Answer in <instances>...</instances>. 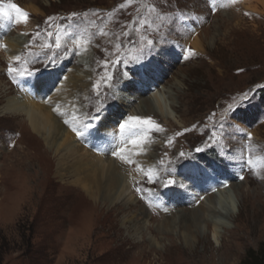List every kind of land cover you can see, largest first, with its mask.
<instances>
[{
    "label": "rangeland",
    "instance_id": "374dc122",
    "mask_svg": "<svg viewBox=\"0 0 264 264\" xmlns=\"http://www.w3.org/2000/svg\"><path fill=\"white\" fill-rule=\"evenodd\" d=\"M13 4L28 14L20 27ZM0 6L7 8V16L0 12V264H241L250 249L264 243V0H0ZM18 32L26 33V44L21 59L11 61L3 45ZM57 35L59 50L54 47ZM81 38L86 43L78 48L75 41ZM133 45L145 48L143 59L110 67L114 86H101L97 95L93 85L105 74L104 62L128 59L135 54ZM85 46L89 61L83 66ZM187 49L194 54L189 56ZM10 67L17 71L9 73ZM76 67L91 70L88 90L78 92L89 97L79 105L87 114L85 123L99 134L111 133L108 139L114 129L119 132V122L137 116L116 99L126 81L131 96L150 82L159 85L167 102L169 91L175 100L169 117L141 116L162 129L151 132L147 141L154 146L151 164L157 180L150 183L145 176L129 184L128 194L113 204L92 200L80 184L87 182L74 173L58 175L60 153L32 131L26 115L4 113L30 85L35 102L50 104ZM35 69L39 73L27 74ZM48 72L54 77L49 83L44 80ZM38 77L45 86L30 83ZM106 111L114 112L115 121L100 128ZM213 133L216 140L209 139ZM74 138L104 160L117 158L112 148L99 150L103 145L97 138L92 145L83 136ZM170 170L178 181L202 184L215 174L238 198L240 214L225 217L228 228L193 230L194 247H185L180 236L184 223L174 233L164 226L177 211L190 208L181 194L168 195L163 188ZM247 194L256 196L259 208L254 201L244 203ZM124 199L131 203L125 206ZM125 217L131 221L123 225ZM238 226L241 236L232 237Z\"/></svg>",
    "mask_w": 264,
    "mask_h": 264
},
{
    "label": "bare ground",
    "instance_id": "6f19581e",
    "mask_svg": "<svg viewBox=\"0 0 264 264\" xmlns=\"http://www.w3.org/2000/svg\"><path fill=\"white\" fill-rule=\"evenodd\" d=\"M29 10L31 11L30 8ZM0 12L1 14L7 16V8L0 6ZM21 24V22L17 23L19 27ZM0 32L2 31L0 30ZM25 44L26 33L18 32L17 35L6 38L4 45H2L8 50L7 56L9 59L14 61L15 57L18 56V54H20L24 49ZM194 46L196 49H200L202 47L198 41L195 42ZM81 53V57L83 59L82 61L84 62L87 60L82 63V65L85 66L89 61L88 47L83 49ZM90 72L91 70L87 68L81 69L76 67L72 69L71 73L67 77V81L61 85L62 91L60 90V92H57L54 99H51L52 102L47 105L42 102L41 103L43 105H40V102H35L33 100L34 96L29 93L31 88L30 83H34L37 79L31 80L30 83H28L30 86L27 84L28 87L25 88V94L23 95L24 98L22 100L20 99L21 101H10L8 108L5 109L4 113L9 112L11 115L13 113L26 115L32 131L37 135L42 136L48 143L50 149L56 150V153H60L61 157L58 163V175L63 176V174H61L62 171H68L69 174L74 173L72 174L73 177L82 182H87V184H80H83V190L92 200H101L103 202L113 204L114 201H119L126 196V194H128L130 185L142 182V179L145 177L144 172L151 170V174H154L153 171L155 167L153 166V163V165L151 164V162L155 159L154 146L148 142L138 148H133L129 145L128 147L132 150V154H130L129 158L133 160L134 163L128 164L118 157L116 159H111L109 157L108 160H104L101 154L96 155L97 153L95 154L86 150L83 143H74L76 133L73 132L72 128H80V126L85 123L87 115L83 113L82 108H80L79 105H81L84 101L88 102L89 98L78 92H86L88 90V85L86 83L89 81ZM92 72L94 71L92 70ZM52 77L53 75L51 72H48L45 74L44 80H47L49 83L53 80L54 77ZM127 84L128 81L123 84L124 86L121 85L119 87V92L116 96L120 108H134V113L137 114V116H143L146 113H155L163 118L170 116L169 111L173 110L175 104L172 92H166L168 93L169 99H171L168 101L170 103H168L164 94L160 93L159 85L156 83H142L140 86L141 92L138 93V96H131L126 93L125 89L127 88ZM148 94L150 96L146 97L145 95ZM56 109H59V111ZM114 112L116 111L114 110ZM114 112L106 111L102 114L100 117V120H102L100 128L115 121V118L110 115ZM80 118L82 119L80 120ZM66 120L68 123H65ZM110 134L107 133L105 136L104 134H99L98 132L89 130V133H86L83 137L84 140L88 141L89 145H92L97 138L96 142L101 141L100 144L103 145L99 150L108 152L110 148H114V145L108 142V136H111ZM136 152L141 154L135 155ZM125 155L129 154L126 153ZM139 160H141V163ZM137 166L142 167L143 171L138 170ZM189 172L190 171L186 170L184 174H188ZM189 175H194V173H190ZM156 176L157 175H153L154 180H157L158 177L156 178ZM187 181L188 182H182L179 180L176 185L169 187L163 186L168 195L172 193L176 196L177 194H181L182 197H185L184 201L190 205V208L187 210L188 212L177 211L171 219L168 218L169 220L168 222H165L164 226H166V228H174V230H170L171 233H174V231L178 229L177 225L184 223L183 225L185 226H183V228H186L184 229L185 231L180 233V236L184 240L183 242L185 247L193 248L195 241V237L192 235L194 232L193 230L197 229L203 232L205 225H213L216 231L219 228H228L225 217L233 219L235 216L240 214L241 207L236 195L233 196L230 191H228L226 182L219 181L215 174L211 175V180L205 184L197 181L194 182L193 180ZM259 184L262 189V183ZM93 188H95L96 193L93 191ZM215 188H219L216 193L213 191ZM236 188L240 187L238 186ZM124 200L125 206H128L129 203H131L130 199ZM250 200L254 201L256 209L259 208L260 203L258 205V202L260 201L257 200L255 195L247 194V198L243 199L245 204ZM182 212L187 213V219L184 221ZM127 220L131 221L129 217H125L123 225H126ZM181 220L183 222H181ZM129 224H132V222H129ZM129 228H134V226H130ZM240 229V226L236 227L230 235L232 237L241 236L238 235ZM135 231L138 232V230ZM170 232L167 231V233ZM216 234L219 235V233ZM216 234L213 237L217 239ZM149 241L152 245L159 247V243L156 240L149 238ZM216 242L219 244L218 240Z\"/></svg>",
    "mask_w": 264,
    "mask_h": 264
},
{
    "label": "snow or ice",
    "instance_id": "6c2138e0",
    "mask_svg": "<svg viewBox=\"0 0 264 264\" xmlns=\"http://www.w3.org/2000/svg\"><path fill=\"white\" fill-rule=\"evenodd\" d=\"M12 7L14 9H16V12L18 14V20L17 23L20 22H26L28 19V14L26 12L22 13L21 10L19 8H17V6L15 4L12 5ZM75 15V14H73ZM142 25L145 24V21H141L140 22ZM103 34V33H102ZM49 37H51L53 34L52 33H48ZM86 43V41H83V39L81 38V40H77L75 41V43L77 44V47L79 48L81 43ZM146 45L147 47L150 49L153 46V41L151 39L146 41ZM61 38L60 36H56L55 39V43H54V47L55 49L59 50L61 48ZM44 48L46 49H51L53 47L52 44H45L43 45ZM121 47V46H118ZM133 47L135 48V54L134 55H130L128 59H125L123 56H118L116 59L108 61L106 60L104 62V69L105 74L103 77H101L100 80H98L94 85L93 88L96 90L97 95L100 94V88L101 86L106 87V88H112L113 85V80H114V76L112 74H110L109 71H107L110 67H115L116 65L120 64V63H136V62H140L143 59V54L145 51V48L143 46L136 48L135 45H133ZM190 55L194 54L193 51L191 49H187L186 50ZM186 59L188 58L187 56L185 57ZM21 59L20 56H16L15 60L19 61ZM9 73L15 72L17 71L15 68H9L8 69ZM39 69H35V71H29L27 72L28 75H35L36 73H39ZM23 74V73H22ZM123 78H128L127 74L124 73L122 74ZM35 87H43L45 86V81L39 79V77L37 78L36 84L34 85ZM55 86V85H53ZM57 111H59V109H56ZM231 105H229V111H231ZM97 117H93V119H96ZM65 123H68V121L66 120ZM232 127L236 128V131L241 132L243 134V130L241 128H239L238 126L235 125H231ZM116 128H118L119 132L117 133L116 130H113V134L112 137L108 140L109 143H112L114 145L112 154L118 158H120L122 161H124L125 163L128 164H133L134 161L131 160L129 158L130 154H132V150L128 147L129 145H131L133 148H138L140 146H142L143 144H145L148 141L149 138V134L153 131L159 132L162 131L161 127L159 124L155 123L151 117H147V118H143L141 116H128L126 119L122 120L121 122H119L116 126ZM224 125H221V131H223ZM93 129V125L89 122V123H83L80 128H76L73 127L72 130L73 132L76 133V135L78 137L85 135L86 133H89V130ZM95 131H99L98 129H96ZM118 138V139H117ZM246 138L247 139H251V134L248 133L246 134ZM210 140H216V133H213L212 136H210L209 138ZM168 143H171V141H168ZM203 149L201 148H197L196 151L200 152ZM126 153H128L129 155H125ZM141 153L136 152L135 155H140ZM179 156L181 158H183L185 156V153L181 152L179 154ZM161 163H163V161H161ZM171 163V162H170ZM138 170L143 171V168L140 166H137ZM145 176H147L148 181L154 182V177L151 174V170H148L146 172H144ZM243 177H241L242 179ZM178 183V180L175 177V172L174 170H170L169 171V175L168 178L164 181H162V185L164 187H169V186H173L176 185ZM136 191H141V189L137 188Z\"/></svg>",
    "mask_w": 264,
    "mask_h": 264
},
{
    "label": "trees",
    "instance_id": "16d2710c",
    "mask_svg": "<svg viewBox=\"0 0 264 264\" xmlns=\"http://www.w3.org/2000/svg\"><path fill=\"white\" fill-rule=\"evenodd\" d=\"M241 264H264V243L257 250L250 249Z\"/></svg>",
    "mask_w": 264,
    "mask_h": 264
}]
</instances>
